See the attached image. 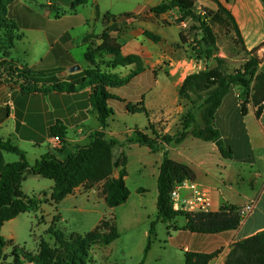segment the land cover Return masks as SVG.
<instances>
[{
  "label": "crops",
  "instance_id": "1",
  "mask_svg": "<svg viewBox=\"0 0 264 264\" xmlns=\"http://www.w3.org/2000/svg\"><path fill=\"white\" fill-rule=\"evenodd\" d=\"M164 1L12 0L7 13L0 11V36L12 35L15 38L7 58L8 64L14 67H26L46 74L50 79L77 86L85 80L82 70L96 65L88 61L89 46L93 42L101 45V37L106 31L116 38L123 58L134 56L136 59L111 69L105 63L114 55L102 52L95 56L94 61L101 70L122 79L132 75L123 85L109 88L112 95L109 106L114 116L106 129L101 126L98 115L92 113L90 86L80 87L74 92L26 94L17 86L0 82V136L22 149L33 166L47 154L60 160L67 159L77 147L89 145L95 132L102 131L107 139L120 142L131 136L135 129L152 136V131L147 130L150 124L160 135L177 134L186 112L179 90L187 76L203 70V61L207 66L209 64L206 58H198L191 52L190 41L182 39L184 30L179 23L181 13L178 9L161 15L149 12L150 8ZM182 1L198 15L217 11L218 4L222 5L235 19L244 49L251 52L260 48L257 55L260 59L264 56V3L261 0ZM129 5L132 7H126ZM4 21L14 27L4 29ZM163 21L168 24H163ZM77 30L79 33L76 35ZM147 32L157 36L159 41L146 36ZM88 37L92 38L86 40ZM26 41L32 44L23 52L22 59L16 49L19 43ZM81 53L83 60L78 56ZM99 58H106V61L99 62ZM76 65L81 69L71 72L70 69ZM240 93L238 87H231L215 115V127L226 148L232 152V158L223 157L214 142L198 139L192 134L180 144L164 145L157 153L140 144L114 146V161L125 154L128 173L125 180L130 190L127 202L115 208H110L105 202L103 183L80 185L57 204L50 200L54 182L46 183L41 189L29 187L31 177L42 183L40 176L29 175L23 183V191L29 197L42 200L40 210L50 219L58 216L59 225L76 223L77 214L85 215L92 229L85 234L79 233L81 235L93 232L102 222H109L112 218L118 237L108 245L99 246L108 247L121 236L157 219L158 177L164 153L169 151L172 160L192 169L195 174L192 182L209 192L212 213L224 208H242L253 202V210L236 230L199 234L187 228L189 220L186 217L177 218L171 229L168 228L171 230L170 244L175 246L183 264H186L188 252H218L209 264H226L236 244L264 232V104L259 117L258 108L253 104H248V112L244 115ZM117 111L127 119L145 115V123L141 126L125 124L124 131H116L113 123L116 122ZM57 128L65 133L59 146L54 142L58 134H52ZM19 161L17 154L0 148V174L7 164ZM119 173L120 168H115L113 177L117 178ZM140 189H143L142 193ZM192 193L187 186L181 191L183 197H190ZM94 216H98L96 221ZM16 219L2 228L7 242L16 238L12 232ZM143 235L145 242L147 230ZM152 251L153 247H150L148 253Z\"/></svg>",
  "mask_w": 264,
  "mask_h": 264
},
{
  "label": "trees",
  "instance_id": "2",
  "mask_svg": "<svg viewBox=\"0 0 264 264\" xmlns=\"http://www.w3.org/2000/svg\"><path fill=\"white\" fill-rule=\"evenodd\" d=\"M11 1L0 0V11L4 14L7 13ZM261 1L264 3V0ZM174 9H178L181 13L179 23L191 19L200 24V27L196 29L201 30L204 36L201 41L197 42L196 47L193 46L194 54L198 58L208 60L214 57L217 62L214 67L187 76L181 86L179 95L186 108L182 117L181 130L175 135H160L150 124L147 130L152 131V136L145 133L144 130L135 129L133 134L122 142L107 139L102 131L95 132L89 145L77 147L67 159L60 160L55 155L47 154L33 166L28 162L26 153L22 149L14 145L10 139L4 140L0 136V148L20 157L19 162L7 164L0 174V251L8 243L2 235L4 225L21 214L40 211L43 201L35 196L29 197L23 191V183L29 175L40 176L54 182L50 200L56 204L72 194L80 185L93 186L103 183L105 202L110 208H115L127 202L130 190L125 180L128 175L125 154H121L119 159L114 161L112 158L114 146L124 147L130 144H140L157 153L163 149L164 145L180 144L189 134H192L198 139L214 142L223 157H233L232 152L224 145L219 130L215 127V115L223 98L233 86L238 87L241 92L243 114H247L248 104H253L258 108L257 116L261 115L264 104V70L260 69L262 60L257 55L260 48L248 52L251 58L241 69L229 73L225 67V60L215 55L217 38L213 26L232 28L237 39L243 44L242 36L232 14L218 4L217 11H205V15H198L182 0H166L160 5L150 8L149 12L161 15ZM2 27L5 29L14 26H10L4 21ZM146 36L154 41H159V38L151 33L147 32ZM6 37H9L10 48L13 47L15 38L12 35ZM181 37L185 40L183 33H181ZM90 38L92 37H88L86 40ZM101 39L102 43L98 46L96 53L109 52L114 55L111 61L105 63L108 68L117 69L120 65L131 63L136 59L134 57L123 58L120 53V45L108 31L104 32ZM8 57L9 54L5 53L4 59L0 62V82L17 86L23 93L74 92L80 87L90 86L92 88L90 96L92 113L98 115L103 129L108 127V121L114 116V111L109 106V101L112 99L109 88L123 85L132 76L122 79L114 73L101 70L100 65H95V57L89 49L87 58L95 67L82 70L81 73L85 80L77 86L74 83L50 79L46 74L34 72L26 67H14L8 64ZM197 98L204 100L203 104L198 107V110H201V123L198 122V115L194 112ZM185 101L188 103H184ZM142 111L145 112L144 109ZM52 134H58L57 136L62 139L65 136L64 131L60 128L52 131ZM115 168H120L117 178L113 177ZM194 178L195 174L190 167L172 160L169 151H165L158 177L157 221L168 224V228L171 229L172 223L178 217H186L189 220L187 228L199 234H220L236 230L242 222L241 216L236 213L237 208H224L218 213L197 214L179 212L174 209L172 192L179 185L186 181H193ZM139 192L142 193L143 189H140ZM154 225L155 222L152 223V227ZM94 235H109L106 240L99 241L102 245H108L118 237L117 229L113 223L102 222L98 228L87 235L76 234V242L78 245L87 244ZM150 247L149 243L145 249L146 255ZM217 254L218 252L213 254L188 252L185 255L186 264H209ZM17 263L19 264V262ZM42 264L49 263L42 261ZM226 264H264V232L236 244L229 254Z\"/></svg>",
  "mask_w": 264,
  "mask_h": 264
},
{
  "label": "rangeland",
  "instance_id": "3",
  "mask_svg": "<svg viewBox=\"0 0 264 264\" xmlns=\"http://www.w3.org/2000/svg\"><path fill=\"white\" fill-rule=\"evenodd\" d=\"M38 1L44 2V0ZM126 7H132V5ZM185 21L188 23L189 28L183 31V36L185 41H190L189 48L193 52V46H197V42L202 40L204 33L196 29L200 27L199 23L191 19ZM163 24L167 25L168 22L163 21ZM213 31L217 38V51H215V55L225 60L227 72L233 73L241 69L251 56L244 49L242 42L237 39L232 28L214 25ZM78 33L79 31L77 30L74 34L77 35ZM8 39L9 37L0 36V62L4 59L5 53L9 54L10 44L8 45ZM31 44V42L28 43L26 41L25 43H19L17 46L16 52L20 54L22 59L24 58L23 52ZM97 48L96 42H93L89 46V50H91V54L94 57L102 53H96ZM78 56L83 60L82 53ZM105 59L99 58V62L100 60L105 62ZM260 60H262L260 69L264 70V56ZM208 64V68L214 67L217 65V62L213 57L208 60ZM5 66L7 67V64ZM196 101L197 105L194 112L198 115V122L201 123V110H198V107L203 104L204 100L197 98ZM184 103L188 102L185 101ZM117 113L116 122L113 123V128L116 131H124L125 124L129 126H141L145 123V115H138L139 117H135L134 119H127L121 115V112L117 111ZM33 178L31 177L29 181V187L32 189L39 187L41 189L46 183H53V181L41 177L39 179L42 180V183H37ZM100 193L102 194L101 189ZM50 212L52 216V210ZM46 215L40 210L37 213H25L17 217L12 224V232L16 238L14 241H8L6 247L0 251L2 255L0 264H18L17 262L19 264H42V261H46L49 264H183L180 255L176 252L175 246L170 244L169 233L171 230L168 229V224L157 221V219L144 227H140L138 230L130 232L128 235L121 236L110 246L99 248L102 245L99 241L106 240L109 238V235H94L91 239L92 242L90 241L87 244L81 243V245H78L76 242V234H85L92 229V225L87 224L85 215L77 214L76 223L74 221L72 224L67 223L63 225L58 224V216L50 219L48 218L50 216ZM94 217L96 221L98 216ZM109 222L110 224L112 223V218L109 219ZM154 222L155 225L152 227V223ZM145 230H147V237L144 242L143 232ZM79 242L81 241L79 240ZM149 243L151 248L153 247V251L150 254L148 253L149 256H147L145 249ZM86 253L87 255H85Z\"/></svg>",
  "mask_w": 264,
  "mask_h": 264
},
{
  "label": "built area",
  "instance_id": "4",
  "mask_svg": "<svg viewBox=\"0 0 264 264\" xmlns=\"http://www.w3.org/2000/svg\"><path fill=\"white\" fill-rule=\"evenodd\" d=\"M205 15V12L202 13ZM183 30L189 28V25L186 21L181 23ZM203 70L207 69V62L203 61ZM54 142L59 146L62 143V139L58 136L54 138ZM188 187L190 190L193 191L190 197H183L181 195V191L184 187ZM173 207L176 211L185 212L190 214H197V213H211L212 211V202L209 195V192L205 189L199 187L195 182L186 181L183 184L179 185L171 195ZM254 204L253 202L249 203L248 205L237 208L236 213L239 214L244 220L250 212L253 210Z\"/></svg>",
  "mask_w": 264,
  "mask_h": 264
},
{
  "label": "water",
  "instance_id": "5",
  "mask_svg": "<svg viewBox=\"0 0 264 264\" xmlns=\"http://www.w3.org/2000/svg\"><path fill=\"white\" fill-rule=\"evenodd\" d=\"M81 69V67L79 65L73 66L70 71L71 72H75V71H79Z\"/></svg>",
  "mask_w": 264,
  "mask_h": 264
}]
</instances>
